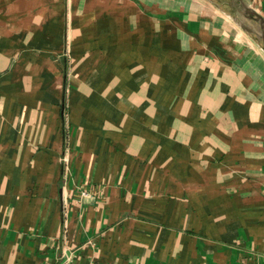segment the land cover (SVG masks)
<instances>
[{
    "label": "crops",
    "instance_id": "1",
    "mask_svg": "<svg viewBox=\"0 0 264 264\" xmlns=\"http://www.w3.org/2000/svg\"><path fill=\"white\" fill-rule=\"evenodd\" d=\"M0 264H264V51L206 0H0Z\"/></svg>",
    "mask_w": 264,
    "mask_h": 264
},
{
    "label": "water",
    "instance_id": "2",
    "mask_svg": "<svg viewBox=\"0 0 264 264\" xmlns=\"http://www.w3.org/2000/svg\"><path fill=\"white\" fill-rule=\"evenodd\" d=\"M227 15L264 51V18L245 0H206Z\"/></svg>",
    "mask_w": 264,
    "mask_h": 264
}]
</instances>
